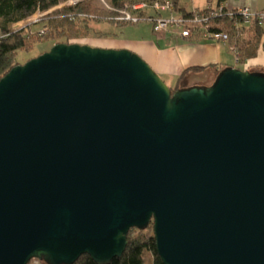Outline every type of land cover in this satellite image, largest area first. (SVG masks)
<instances>
[{
	"label": "water",
	"instance_id": "obj_1",
	"mask_svg": "<svg viewBox=\"0 0 264 264\" xmlns=\"http://www.w3.org/2000/svg\"><path fill=\"white\" fill-rule=\"evenodd\" d=\"M264 264V72L171 87L128 49L54 45L0 80V264Z\"/></svg>",
	"mask_w": 264,
	"mask_h": 264
},
{
	"label": "trees",
	"instance_id": "obj_2",
	"mask_svg": "<svg viewBox=\"0 0 264 264\" xmlns=\"http://www.w3.org/2000/svg\"><path fill=\"white\" fill-rule=\"evenodd\" d=\"M70 0H0V80L15 66L13 56L18 51L24 50L29 36L25 31H13L14 24L23 22L38 12L51 13L42 16L39 23L44 24L47 30H59L65 34L72 25L86 26L92 18L101 21L109 19L114 22L117 10L128 9L132 5L138 3H146L152 6L155 2L164 3L170 1L173 4V11H181L188 14L184 8L180 7V0H109L110 8L103 6L99 0H81L73 5H64ZM133 1L130 6H125L124 2ZM224 1V0H222ZM145 10L136 11L138 15L143 14L154 17ZM133 12L134 14H137ZM161 14V13H160ZM163 15V13L161 14ZM164 16V15H163ZM36 22V23H37ZM117 23V21H115ZM124 22V21H123ZM126 25H133L125 21ZM38 23V24H39ZM210 29L226 32L230 37V42L236 43L240 52V60L246 61L255 58L264 42V21L260 24V20L253 19L250 24L243 27H236L232 21L225 17L215 18L211 21ZM70 43V42H67ZM204 68H191L184 71L173 87V92L181 88L180 84L184 76L190 72H199ZM262 72L261 70H258ZM264 72V71H263ZM152 233L149 234V229ZM138 233L132 235V231ZM135 232V231H134ZM128 243L126 250L120 258L113 259L109 264H164L157 252L156 240L154 237L153 222L143 228H132L128 233ZM45 264V263H44ZM74 264H97L88 255L81 256Z\"/></svg>",
	"mask_w": 264,
	"mask_h": 264
},
{
	"label": "rangeland",
	"instance_id": "obj_3",
	"mask_svg": "<svg viewBox=\"0 0 264 264\" xmlns=\"http://www.w3.org/2000/svg\"><path fill=\"white\" fill-rule=\"evenodd\" d=\"M74 1H71V2L69 1L65 3L64 5L68 6V5L76 4L77 2H74ZM99 1L103 4V6H105V4L101 0ZM133 1L137 2L138 0H133ZM133 1L124 2L125 6L128 4L130 6V4ZM212 1L216 2V0H212ZM206 3H207V0H180V7L191 9L192 7H194V4H195L199 8H205L207 5ZM258 5L264 6V0H258ZM126 10L128 12L134 11L131 9V7H129ZM52 11H54V9L50 10L48 13L47 12H43L40 14L36 13L35 15L31 16L29 19L23 22H20V26L17 29V31H22V30L25 31L26 34L29 36V38L27 39V43H26L24 50L18 51V53L13 56V61H14L15 66L24 65L31 59L37 58L38 56L46 52H49L54 45L60 44V43L89 45L95 48H106V49H127V48H123L124 45L128 46V44H132V42L135 40L147 41L144 39L145 37H148L149 39L152 38L153 43L156 44L155 42L156 38L154 37H159L161 33H174L182 37L178 31L173 30V29H169L167 31L154 34L155 32L153 30V25L151 24L150 21H147V20L140 21L139 23L130 22V24H133V25L124 26L126 22L125 20L121 19L124 16L123 15L124 11L121 9L117 10L118 13H116L117 16H115V19H116L115 21H117V23L115 21L111 22L109 19L97 21V20H94L96 18H92L91 21L86 24V26L72 25L65 34H63V32H61L60 30L58 32L56 31L50 32L45 27H43L44 24L39 23L37 21H39V19L42 16L47 15L51 13ZM148 12L151 15L156 14V12L153 9H148ZM172 12L175 15L184 14L181 11H172ZM163 15L167 16L168 11H164ZM143 17L146 18L147 15L145 16L143 14ZM191 37H201V36L195 33ZM182 38H190V37H182ZM205 40H209V39H205ZM67 42H70V43H67ZM139 43H142V42H139ZM144 60L147 63H149L146 59ZM244 62L245 61H242L239 58L238 63H244ZM149 65L152 66L150 63ZM248 71H253V70H248ZM199 73L200 74L199 76H197V80L206 85L207 84L211 85L216 78L213 72H207L205 69L199 71ZM187 74L184 76V79L182 80V82L186 80L185 78ZM194 76L195 75H192L191 77H194ZM161 78L165 80L164 77L161 76ZM165 82L167 84L172 83L170 77H166ZM182 82L180 84V87H186V86H182ZM189 82L192 83L194 82V80L189 79ZM171 89L172 91L174 90L173 87H171ZM134 231H132V235H135L136 233H138L136 230ZM148 233L149 234L152 233V228L149 229ZM29 264H44V263L40 260L33 259L29 262Z\"/></svg>",
	"mask_w": 264,
	"mask_h": 264
},
{
	"label": "crops",
	"instance_id": "obj_4",
	"mask_svg": "<svg viewBox=\"0 0 264 264\" xmlns=\"http://www.w3.org/2000/svg\"><path fill=\"white\" fill-rule=\"evenodd\" d=\"M209 1L214 6L223 3L229 8L249 7L256 12L264 10V6L258 5V0H216V2L207 0V3ZM181 8L188 12L204 9L195 4L191 9ZM154 38H156V44L153 43L152 38L145 37L144 39L147 41L135 40L128 46L124 45L123 48L132 50L146 59L152 65L151 67L164 77V81H166V77H170L172 82L171 84L168 83L170 87H174L180 75L191 68H204L207 72H213L215 77L226 67L264 71V42L255 58L246 60L244 63H238L239 58L231 46L223 42L205 40L202 36L182 38L174 33H161L159 37ZM199 74V72L194 71L188 72V77L186 76L182 86L206 85L197 80ZM192 75H195V78L191 77ZM189 79H193L194 82L190 83Z\"/></svg>",
	"mask_w": 264,
	"mask_h": 264
},
{
	"label": "built area",
	"instance_id": "obj_5",
	"mask_svg": "<svg viewBox=\"0 0 264 264\" xmlns=\"http://www.w3.org/2000/svg\"><path fill=\"white\" fill-rule=\"evenodd\" d=\"M74 1V0H70ZM81 0H75L78 2ZM107 8H110L108 0H101ZM147 8L153 9L156 14L154 17L144 18L133 12L145 10ZM134 11L128 12L126 9L123 10V17L121 19L139 23L140 21H150L153 25V30L155 33L167 31L173 29L179 32L182 37H191L195 33L202 36L204 39L214 40L218 42H223L230 44L231 49L236 54L237 58L240 57V52L236 46V43L230 42V37L226 32H221L219 30L210 29L211 21L215 18L225 17L229 21L233 22L236 27H243V25L250 24L251 20L258 19L260 24L264 21V10L263 11H253L249 7L241 8H229L226 4L220 3L214 6L211 1L207 3L204 9H195L190 11L188 14H178L175 15L172 11L174 9L173 4L170 1L164 3L155 2L152 6H148L146 3H138L131 6ZM164 11H168L167 16L161 15ZM49 12V11H48ZM47 12V13H48ZM43 13V12H38ZM161 13V14H160ZM20 26V22L13 25L12 30L17 31Z\"/></svg>",
	"mask_w": 264,
	"mask_h": 264
}]
</instances>
